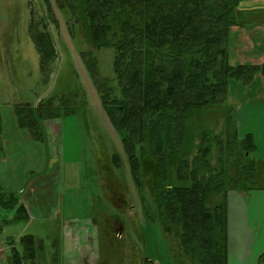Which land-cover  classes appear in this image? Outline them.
<instances>
[{
  "label": "trees",
  "instance_id": "1",
  "mask_svg": "<svg viewBox=\"0 0 264 264\" xmlns=\"http://www.w3.org/2000/svg\"><path fill=\"white\" fill-rule=\"evenodd\" d=\"M56 1L68 16L70 33L79 26L93 47L114 51L120 96L100 78L97 59L83 58L102 107L122 141L144 215L151 222L159 218L166 229L179 226L186 252L200 264H228L226 195L224 202L210 207L212 195L244 186L259 188L264 162L250 158L256 150L253 135L239 140L230 122L227 128L234 140L229 139L225 151L221 150L225 154L219 172L211 165V148L200 147L191 161L192 152L185 149L184 139L188 118L197 110L224 104L231 80L249 84L258 74L264 76V65H232L228 56L231 28L237 23L241 3L249 0ZM42 2L40 21L34 20L30 6L29 33L40 55V70L49 78L58 58L49 26L57 27L58 20L51 1ZM49 104L47 100L38 107H16L18 126L34 140L46 138L41 133L44 120L62 114L60 106ZM112 164L122 178L118 153L112 155ZM172 166L181 185L171 184ZM145 172L152 176L146 181L151 184L147 197ZM6 196L1 194L0 200ZM17 201L3 205L11 208ZM3 229L0 224V232ZM20 243L23 252L13 249L12 264H27L43 248L42 241L31 235L23 236Z\"/></svg>",
  "mask_w": 264,
  "mask_h": 264
},
{
  "label": "rangeland",
  "instance_id": "2",
  "mask_svg": "<svg viewBox=\"0 0 264 264\" xmlns=\"http://www.w3.org/2000/svg\"><path fill=\"white\" fill-rule=\"evenodd\" d=\"M50 1L58 20L57 27L49 26L58 58L47 78L40 70V55L29 33L30 6L34 20L40 21L42 0H0V158L7 157V167L16 177L14 185L26 183L46 168L48 172L60 168L63 192L59 217L55 215L60 219L35 221L30 226L28 233L37 234L44 243L36 258L28 259L27 264H200L196 256L186 252L179 226L166 229L159 218L151 222L144 215L122 141L102 107L83 58L85 55L97 59L100 78L120 96L113 66L114 51L93 47L79 26L74 34L70 33L68 16L62 13L56 0ZM238 11L237 23L230 33L241 26H245L247 32L233 35L231 45L237 44V47L229 50L228 56L232 52L236 62L232 60L233 63L230 56L229 61L232 65H264L246 63L264 54V22L255 26L249 21L252 14ZM242 59L246 62H239ZM263 78L258 74L249 84L233 79L224 104L192 113L186 122L184 139L185 149L192 152L191 161L200 147L208 146L211 165L219 172L220 160L225 154L221 150L225 151L229 139L234 140L233 133L228 131V122L239 140L252 134L256 145H264ZM47 100L50 106H60L62 114L56 119L44 120L41 133L46 134V138L34 140L27 130L18 126L16 107L25 104L38 107ZM66 111L69 114H65ZM115 153L120 155L122 178L112 164ZM254 156L252 153L250 158ZM175 168L169 169L173 179L170 183L181 185L174 178ZM229 174L233 175V171ZM151 179L150 175L144 178L146 197L151 186L146 181ZM259 186H264V175ZM223 200L222 194L213 199L210 207ZM74 218H77V226H85L92 235L89 245L87 241L75 240L74 246L79 251L76 258L65 244L63 232L64 219L74 224ZM14 225L18 227L15 232L22 233V226ZM6 241L7 238H0L2 248H7ZM15 247L23 252L21 244ZM7 255L9 250L4 253Z\"/></svg>",
  "mask_w": 264,
  "mask_h": 264
},
{
  "label": "crops",
  "instance_id": "3",
  "mask_svg": "<svg viewBox=\"0 0 264 264\" xmlns=\"http://www.w3.org/2000/svg\"><path fill=\"white\" fill-rule=\"evenodd\" d=\"M239 10L248 11V14H252V19H249V21L254 23L255 26L264 22V0L242 2ZM233 31L229 35L230 51L237 47V44L235 46L231 45V40L234 38L233 35L247 32L245 26L234 28ZM248 32L251 33V30ZM229 56L232 58L231 61L236 62V56L232 57V52H230ZM239 62L244 63L246 60L242 59ZM246 63L262 64L264 63V54L261 53V55L251 58V62ZM261 146L256 145L254 157L264 162V145ZM7 164V157L2 156L0 158V195L4 193L7 196L3 197V202L0 200V224L4 227L3 231L0 232V238L3 240L7 238V248H2L0 244V264H12L13 249L16 248L15 246L18 243L21 244L20 239L23 236L31 235L43 242L37 234L28 233L30 226L35 221L59 220L60 218H56L55 215L60 210V198L63 193L61 177L58 174L60 168L55 171L52 169L51 172H48L49 168H46L44 172L35 175L34 178L26 183L22 182L14 185L16 177L14 172L9 170ZM118 176L121 177L120 175ZM108 181L105 182L108 183ZM113 187L114 180L111 190ZM10 194L15 196L11 197ZM222 194L226 195L227 202L228 264H264L262 260L264 255V186L254 189H247L244 186L239 189H230L228 193L217 191L212 197L216 199ZM4 201L10 204H14L17 201V204L7 208L3 205ZM76 219L74 224H72V221L64 219L67 224L64 223L63 226L65 244L72 250L71 255L73 258L79 255L78 249L74 246L75 240L87 241L88 234L92 238L91 233L85 226L79 227L76 225ZM16 223L22 226V233L20 234L15 232L18 228L14 225ZM7 250H9V255L4 256ZM17 250L20 251L19 249ZM82 255L86 256V253H82Z\"/></svg>",
  "mask_w": 264,
  "mask_h": 264
},
{
  "label": "flooded vegetation",
  "instance_id": "4",
  "mask_svg": "<svg viewBox=\"0 0 264 264\" xmlns=\"http://www.w3.org/2000/svg\"><path fill=\"white\" fill-rule=\"evenodd\" d=\"M118 207H120V206L118 205ZM116 216H117V214H116ZM119 220H120L121 222H123V220H121V219H119ZM116 235H117V237H118L119 233H117ZM120 235H121V233H120ZM121 236H122V235H121ZM121 236H119V237L121 238ZM91 240H92V238H91V236H89V234H88V237H87V244H88V245L90 244ZM146 264H152V263H146Z\"/></svg>",
  "mask_w": 264,
  "mask_h": 264
}]
</instances>
